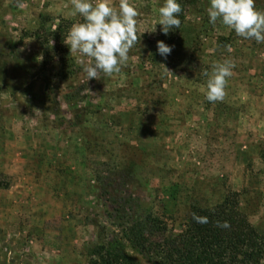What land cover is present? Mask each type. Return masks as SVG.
I'll list each match as a JSON object with an SVG mask.
<instances>
[{
    "label": "rangeland",
    "instance_id": "374dc122",
    "mask_svg": "<svg viewBox=\"0 0 264 264\" xmlns=\"http://www.w3.org/2000/svg\"><path fill=\"white\" fill-rule=\"evenodd\" d=\"M129 2L139 15L128 62L87 81L68 45L70 75L59 77L66 63L56 56L42 69L48 55L30 36L82 23L71 0H0V264H88L86 247L113 230L96 179L123 160L174 231L192 205L236 191L264 233V44L209 23L208 0H183L165 59L161 25L151 31L163 0ZM224 59L233 75L224 99L210 103L202 72ZM38 73L55 84L43 89Z\"/></svg>",
    "mask_w": 264,
    "mask_h": 264
},
{
    "label": "trees",
    "instance_id": "16d2710c",
    "mask_svg": "<svg viewBox=\"0 0 264 264\" xmlns=\"http://www.w3.org/2000/svg\"><path fill=\"white\" fill-rule=\"evenodd\" d=\"M179 3L182 21L185 3L183 0ZM177 31L174 28L167 35L160 31L159 41L169 44ZM66 33L59 23L44 30L42 36L38 32L30 34L40 41L43 52L48 55L42 69L55 56L61 65L69 59V49L64 42ZM62 67L64 70L59 77L65 79L73 70L68 63ZM36 75L41 81L43 78V89H50V85L55 84L42 73ZM96 181L104 187L99 195V205L113 230L109 238L91 242L86 247L88 264H261L264 260V233L239 208L236 191L209 206L192 205L180 230L174 231L151 211L144 199L142 184L129 162L121 161ZM7 185L0 179V188ZM193 213L208 217V223H197ZM224 221L230 224L229 228L217 226V222Z\"/></svg>",
    "mask_w": 264,
    "mask_h": 264
},
{
    "label": "clouds",
    "instance_id": "9594fccd",
    "mask_svg": "<svg viewBox=\"0 0 264 264\" xmlns=\"http://www.w3.org/2000/svg\"><path fill=\"white\" fill-rule=\"evenodd\" d=\"M71 5V15L79 14L83 22L72 25L64 42L75 54V62L81 67L86 80L101 79V73L105 76L119 73L129 60V51L138 41L139 13L136 7L129 0H119L118 6L113 5L111 0H71ZM181 12L179 0H163L151 31H155L157 23L165 35L174 28L180 29ZM206 12L209 23L215 25L219 20L237 36L264 44V11L255 8V0H208ZM226 47L229 52L232 51L230 46ZM157 51L166 59L172 47L157 41ZM234 68L233 60L224 59L215 62L211 72H202L207 77L203 91L208 102L224 99L228 78L233 75ZM193 220L200 224L208 223V217L195 213ZM217 226L229 228L230 224L227 221L217 222Z\"/></svg>",
    "mask_w": 264,
    "mask_h": 264
}]
</instances>
